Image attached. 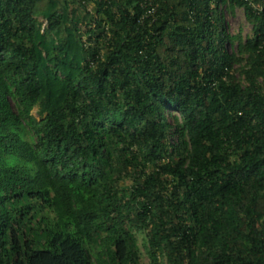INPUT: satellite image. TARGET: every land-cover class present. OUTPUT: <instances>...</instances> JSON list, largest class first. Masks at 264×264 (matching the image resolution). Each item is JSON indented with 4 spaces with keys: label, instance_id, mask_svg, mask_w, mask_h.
Here are the masks:
<instances>
[{
    "label": "trees",
    "instance_id": "1",
    "mask_svg": "<svg viewBox=\"0 0 264 264\" xmlns=\"http://www.w3.org/2000/svg\"><path fill=\"white\" fill-rule=\"evenodd\" d=\"M156 1L0 0V264H264V0Z\"/></svg>",
    "mask_w": 264,
    "mask_h": 264
},
{
    "label": "rangeland",
    "instance_id": "2",
    "mask_svg": "<svg viewBox=\"0 0 264 264\" xmlns=\"http://www.w3.org/2000/svg\"><path fill=\"white\" fill-rule=\"evenodd\" d=\"M224 12H225V18L228 25V32L230 36V43L228 44V47L230 51L236 54L235 58V73L238 79L245 84L244 75L242 74V68L247 63L248 53L246 50L243 49L246 42L252 38L255 37V32L257 29V26L250 23L245 15V11L241 7H231L229 5L224 6ZM41 18V17H40ZM242 50V51H241ZM14 103V102H13ZM15 104V103H14ZM38 111V108L34 109V114L36 115ZM169 119L171 122V129L169 132L168 142L172 146H177L178 143V136L175 133V128L177 125V120L173 118L174 113H169ZM132 181L128 179L122 180L120 183L121 187H131ZM138 242L141 247L143 254L142 262L144 264H149V258L145 253V236L143 233L137 234ZM90 247V251L93 255V257H96V252L94 251V248L92 246ZM162 263H164V259H162Z\"/></svg>",
    "mask_w": 264,
    "mask_h": 264
},
{
    "label": "built area",
    "instance_id": "3",
    "mask_svg": "<svg viewBox=\"0 0 264 264\" xmlns=\"http://www.w3.org/2000/svg\"><path fill=\"white\" fill-rule=\"evenodd\" d=\"M134 5L143 11L140 17V22L142 24H144L145 21L153 23L157 20L159 6L156 0H138Z\"/></svg>",
    "mask_w": 264,
    "mask_h": 264
}]
</instances>
